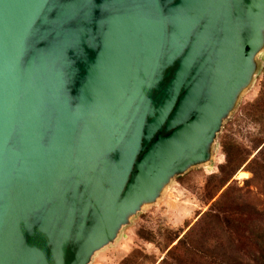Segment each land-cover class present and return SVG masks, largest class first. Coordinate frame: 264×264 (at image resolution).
I'll use <instances>...</instances> for the list:
<instances>
[{
    "label": "water",
    "instance_id": "water-1",
    "mask_svg": "<svg viewBox=\"0 0 264 264\" xmlns=\"http://www.w3.org/2000/svg\"><path fill=\"white\" fill-rule=\"evenodd\" d=\"M263 40L264 0H0V264H90L210 159Z\"/></svg>",
    "mask_w": 264,
    "mask_h": 264
},
{
    "label": "rangeland",
    "instance_id": "rangeland-1",
    "mask_svg": "<svg viewBox=\"0 0 264 264\" xmlns=\"http://www.w3.org/2000/svg\"><path fill=\"white\" fill-rule=\"evenodd\" d=\"M254 62L251 82L224 119L210 159L172 178L158 199L132 216L118 239L96 253L90 264H209L200 257L201 252L193 250L190 257H186L183 247L170 252L183 239L190 247L194 240L203 252L208 248L215 254L245 258L247 249L237 240L242 241L243 233L238 216L247 215L250 209L264 212V132L249 114L264 70V40ZM224 137L228 141L225 152L220 146ZM240 173L247 177H240ZM225 178L228 181L215 192ZM219 199L228 212L227 218L216 212L214 203ZM206 213H217L219 220L199 222Z\"/></svg>",
    "mask_w": 264,
    "mask_h": 264
},
{
    "label": "trees",
    "instance_id": "trees-1",
    "mask_svg": "<svg viewBox=\"0 0 264 264\" xmlns=\"http://www.w3.org/2000/svg\"><path fill=\"white\" fill-rule=\"evenodd\" d=\"M249 114L250 117L254 118L256 123L261 126L262 131L264 132V70L260 83L259 94L255 101L251 104V110ZM227 142L228 141L226 140V137L222 138L220 141V146L224 152L227 149ZM226 154L227 156H229L228 153ZM240 164L241 162L237 163L236 168L240 166ZM227 181L228 179H223L220 184L217 185L215 192H218ZM227 193L225 194L227 195ZM214 204H216V212L219 213L221 217L227 218L228 212L223 206L222 200L219 199ZM249 211L250 212L247 215L240 214L237 219L239 227L243 229L242 241L239 239L237 240L241 243V245H243V248L247 249L245 258L232 257L224 252L221 254H215L208 248L206 249V252H203L197 248L194 240H191L190 247V245L185 244L184 239L180 240L178 245L175 246L170 252L176 251L179 247L184 248L186 257L192 256L193 250L196 252H201L203 256L200 257L207 261L209 264H264V212L256 211L254 209H250ZM217 213H206L199 222L203 221V219L205 220L208 218L219 220L220 215H218ZM172 242L173 240L170 241L169 244H171ZM217 243L221 244L222 242ZM201 246L202 248H205L204 244H202ZM189 249H192V251H190ZM211 254L215 257H213Z\"/></svg>",
    "mask_w": 264,
    "mask_h": 264
},
{
    "label": "bare ground",
    "instance_id": "bare-ground-1",
    "mask_svg": "<svg viewBox=\"0 0 264 264\" xmlns=\"http://www.w3.org/2000/svg\"><path fill=\"white\" fill-rule=\"evenodd\" d=\"M239 175H240V177H247V175L244 173H240Z\"/></svg>",
    "mask_w": 264,
    "mask_h": 264
},
{
    "label": "flooded vegetation",
    "instance_id": "flooded-vegetation-1",
    "mask_svg": "<svg viewBox=\"0 0 264 264\" xmlns=\"http://www.w3.org/2000/svg\"><path fill=\"white\" fill-rule=\"evenodd\" d=\"M169 135H170V133H162V136H165V137H167Z\"/></svg>",
    "mask_w": 264,
    "mask_h": 264
}]
</instances>
